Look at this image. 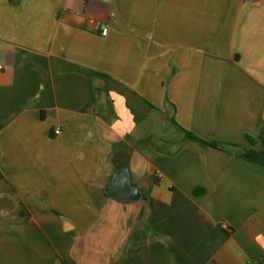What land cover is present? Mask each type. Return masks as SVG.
<instances>
[{
	"label": "crops",
	"instance_id": "obj_1",
	"mask_svg": "<svg viewBox=\"0 0 264 264\" xmlns=\"http://www.w3.org/2000/svg\"><path fill=\"white\" fill-rule=\"evenodd\" d=\"M0 66V264L264 258V0H0Z\"/></svg>",
	"mask_w": 264,
	"mask_h": 264
},
{
	"label": "water",
	"instance_id": "obj_2",
	"mask_svg": "<svg viewBox=\"0 0 264 264\" xmlns=\"http://www.w3.org/2000/svg\"><path fill=\"white\" fill-rule=\"evenodd\" d=\"M106 192L119 201H137L142 197L141 190L132 182L129 169L125 165L115 169Z\"/></svg>",
	"mask_w": 264,
	"mask_h": 264
},
{
	"label": "trees",
	"instance_id": "obj_3",
	"mask_svg": "<svg viewBox=\"0 0 264 264\" xmlns=\"http://www.w3.org/2000/svg\"><path fill=\"white\" fill-rule=\"evenodd\" d=\"M187 135L195 138V136L193 134H191L190 132H187ZM249 140L252 141V139L250 137H249ZM145 141L146 140H144L143 143ZM207 144L214 146V147L218 146V143H216V142H211V143H207ZM241 157L246 159V160L253 161V162L259 163L261 165H264V148L261 151H256V150L245 151L243 154H241ZM252 264H264V258H262L258 261H255Z\"/></svg>",
	"mask_w": 264,
	"mask_h": 264
},
{
	"label": "built area",
	"instance_id": "obj_4",
	"mask_svg": "<svg viewBox=\"0 0 264 264\" xmlns=\"http://www.w3.org/2000/svg\"><path fill=\"white\" fill-rule=\"evenodd\" d=\"M107 34V29H103V31H102V35H106ZM2 67L0 66V69H1ZM61 133V130L59 129V128H56L55 130H54V135L55 136H57V135H59ZM222 226L224 227V228H228V226H227V224L224 222V223H222Z\"/></svg>",
	"mask_w": 264,
	"mask_h": 264
}]
</instances>
